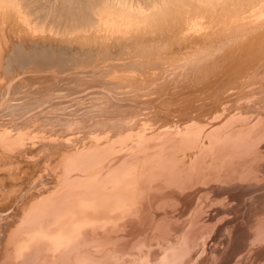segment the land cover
Masks as SVG:
<instances>
[{"label":"bare ground","instance_id":"6f19581e","mask_svg":"<svg viewBox=\"0 0 264 264\" xmlns=\"http://www.w3.org/2000/svg\"><path fill=\"white\" fill-rule=\"evenodd\" d=\"M214 20L247 26L250 25L248 23H252L254 26L252 28L245 26L247 29L240 31L241 35L238 37L235 35L237 38L223 43L224 56L217 58L214 63L206 64L202 71L219 67L232 56L239 58L240 64L245 62L250 64L248 66L256 64L258 57L264 53V0H0V75L12 76L17 72L18 79L15 80V76H12L6 88L17 89L25 83L29 85L35 79L41 78L39 91H51L54 88L56 90L60 87L57 85L62 82L61 78L64 80L67 78V75L60 76L57 73L67 74L66 69H54V65L45 61L47 58L41 56H34L35 59L28 58L31 67H26L28 70L23 71L27 76H19L21 69L19 59L26 43L57 41L65 45H98L101 50H113L132 40L131 46L133 45L134 49L138 48L139 51V48L144 47L146 51L142 49L144 52L141 50L138 53H142L141 56L135 54L145 57V53L149 51L157 50V53L159 49H163L159 47L169 50L174 43L188 41L187 39L193 35L203 32L204 23H212ZM178 22L184 23L181 24L183 27L179 23L180 28L185 29L184 33L180 29L181 33L179 32L177 36L173 34L176 36L175 40L173 37V40L171 37L167 41L163 40V34L173 30L175 32V24ZM219 23L214 25L217 26ZM234 26H230V30ZM76 32L81 33L83 37L79 35L80 37L75 38L73 33ZM209 32L210 38L213 34ZM220 32L224 33V30ZM158 40L160 43L156 48L155 43ZM131 46L129 48H132ZM100 56L103 58V55ZM171 59L173 58L165 54L157 59L135 60L127 66L115 65L112 71L107 70L103 74L110 84L131 81L134 85L145 86L152 83L153 76L145 78L144 75L151 73L156 61L167 64ZM24 63L26 65L28 62ZM172 64L170 63L171 67ZM47 70L50 72L46 73ZM42 72L46 74H41ZM247 78L243 77L246 80ZM1 80L0 85L4 83ZM103 81L100 83L103 84ZM262 81L264 83V80ZM120 83L117 90L121 87ZM33 84L35 87V83ZM247 84L246 86L249 85ZM116 86L113 85L114 90ZM238 86L242 90L241 85ZM259 87L263 90L262 86ZM27 88L29 89V86ZM111 88H107L108 92H113ZM106 93L104 97L109 96ZM7 94L10 95L8 92ZM24 95L22 94L23 97ZM4 97L7 98L5 92ZM190 97L185 96L187 99ZM203 97L202 99L208 100L204 94ZM261 100L263 99H258ZM188 101L190 104V100ZM261 103L263 104L262 101ZM17 105L14 103V107ZM27 105L28 103L25 106ZM186 105L187 101L186 104L179 106ZM166 106L164 109H167ZM194 106L193 110L197 108ZM204 106L201 107L204 109ZM201 107H198V113L201 112L199 111ZM149 108L153 109L150 106L144 108L141 113L146 111V114L142 115L139 112V116L135 114L138 116L136 118L131 117V114L130 116L120 114L118 116L120 118H112L109 123L95 120L91 126L78 124L91 128L81 134H73L77 131L73 130L71 135L69 131V135L66 136L65 132L66 134H63L65 137L59 140H56L57 136L55 140L52 138L54 143L49 139L51 145L46 144L50 134H47V139L44 140L43 137L46 138V135L42 137L41 134L37 135L38 132L33 133L46 128L44 122L37 126H33L31 122L32 126L29 127H23L16 122L0 125V264H17V261L22 262L21 264H258L256 259L262 257L259 251L264 247V200H262L264 196L261 200L259 196L254 200L250 194L253 200H247H250L248 207L251 215L248 214L244 221L233 219L230 215L219 214L216 222L215 217L213 218L216 210L213 208L214 204L217 206V201H224L227 206L240 202L233 196L226 198L221 193H219L221 197L216 196L219 187L228 192L229 187L240 188L244 185L251 187L253 184L256 186L257 182L260 184L259 177L264 176V165L263 161L261 163L259 160L264 149L259 146L264 141H260L264 138L260 139V136L264 135V133L261 135L264 124L254 126L253 121L254 130L249 125L251 132L246 129L247 126L243 130L249 132L248 134L240 133L241 135L231 140L228 139L229 136H225L228 132L222 135L224 128L221 134L211 131L212 129H209L208 133L207 130H203L205 131L203 133V123L198 124L197 120L195 122L198 125L195 122L184 125L183 121L178 123L172 119L174 114L171 112L168 115L171 117L172 114V118L162 117L154 114V111H148ZM110 109V105L109 108L106 107L105 115ZM213 109L212 107L210 110ZM19 110L18 113L21 111ZM161 110L162 113L164 110ZM167 110L164 112H168ZM11 111L13 117V109ZM25 111L23 110V113ZM2 113L7 115V111ZM186 114L189 115L191 112L187 111ZM186 114L179 115V118L182 116L188 118ZM175 116L178 117L176 113ZM262 118L260 120L263 122ZM226 120L225 123L222 120L225 125ZM257 120L258 117L255 121ZM65 122L70 129L62 127L68 130H72L77 123L74 124L72 120ZM234 123L236 125V120ZM199 125L202 129H198ZM219 126L218 124L215 127ZM61 133L59 132L60 135ZM246 140H249L247 144ZM255 140L260 143L259 146H256ZM197 144H201L203 149L197 148ZM41 158L42 161L38 163ZM36 166L38 177L33 178L31 170ZM255 173H259L258 177ZM9 209L12 211L8 213ZM223 228L224 235L221 233L220 239H217L218 232ZM207 234L208 237L209 234L217 235L215 238L213 236L207 238L205 236Z\"/></svg>","mask_w":264,"mask_h":264},{"label":"rangeland","instance_id":"374dc122","mask_svg":"<svg viewBox=\"0 0 264 264\" xmlns=\"http://www.w3.org/2000/svg\"><path fill=\"white\" fill-rule=\"evenodd\" d=\"M217 22L219 23L220 21H217L216 20V22H215V20H214V21H212V23L207 22V23L211 24L212 26L209 25V24H207V23H204V25H202L203 26V30H202L203 32L199 33L201 35H199L197 33V35L200 36V37H198L197 35H195L197 37V38H195V36L193 35L191 38L187 39L188 41L183 40L185 43H183V41L182 42H179L177 44L174 43L172 47L171 46L169 47V50H167V48H165V47H159V48H163V49L162 50L159 49V52H157V53H156L157 50H155V52H150L149 51V52L145 53V57L144 56L143 57H139L138 56V55H140V56L142 55V53L141 54H138V53H140V51L142 49L145 51V48L144 47L143 48H139V51H138V48L137 49H134L133 48V45L131 46L132 40H129L128 42H126L125 45L118 46L117 48H115L113 50H107V49L106 50H101L98 45H84V46H80V45H77V44L65 45V44H61L60 42H57V41H53V42H38V43H26L25 49H23L24 51H22V53L24 55L21 53L22 55H21V57L19 59L20 60V68H21L19 70L20 71L19 72V76L21 75L20 77H23L22 75H25V73L23 74V71L28 70V68H26V67H29V68L31 67V62H30L29 59H35L34 56H39V57L41 56L42 58H45V59L47 58L45 61H48L50 64L54 65V69H66V73L67 74H64V75L62 73H57V74L58 75L60 74V76L61 75L62 76H66L67 75V78L65 80L63 78H61L62 82L58 83L59 85H57V86H60L62 90L60 89V87H58L56 90H55V88L53 89L54 92L56 91L55 92L56 94L54 96V92H52L53 90H51V91L49 90L50 91V94L52 92V95L49 94V91H44V92L43 91H39V88L38 87H39V82L42 81L41 78H37L34 81H32L30 83L32 87L30 86V84L28 85L27 83H25L24 85H28L29 86V89L27 88L28 86H24V85L21 86V87H19V88H17V89H14L13 87H11V88H6V87H7V84L10 83V81L12 80L11 79L12 76L13 77L15 76L14 79L15 78L18 79L17 72H14L15 74L13 73L12 76L11 75H7V74H6L7 75L6 76V75H3L2 74V77H1V75H0V77H1L0 80L2 79L1 81H4V83L2 85H0V92L3 93V94L1 93L3 99H2V97H0V101L3 102V103L0 102V109L2 110V111L0 110V118H1L0 125H8V124H10V122H16L19 125H22L23 127H26V126L29 127V126H32L31 125V122H33L32 123L33 126H35V125L37 126V125L43 124V122H44V124H46V128L39 129V130H37V131H35L33 133L34 134H37V132H38L37 135L41 134L42 137L46 135V138L43 137L44 140L47 139V136H48L47 134H50L48 136V139L46 140V144H49L50 143V142H48L49 139H50L49 141H51L52 138L55 140L58 137L56 140H59V138L65 137L64 135L66 133H67L66 136L69 135V131H70V135L72 134L73 130L74 131L77 130L73 134L86 133L88 131V129L91 128V127L85 128L84 126H81L82 123L87 124V125L89 124V126H91L92 124H94L95 123V120L96 121L97 120H104L105 123L106 122L109 123V120L110 119L116 118V117L120 116V114H127L128 116H130V114H131V117L133 116V118H136V117L139 116V114L141 112L144 111L143 110L144 108L146 109V108H148L150 106L153 109H150L149 108L148 111H150V112H153L154 111L153 112L154 114H158L159 116L169 117V118H172L173 117L172 114H174V118H172V119L177 120L176 122H178V123H181V121H183V124L184 125L190 124V122H191V124L192 123L195 124L196 122H198V124H202L203 123V129H202L201 125H199V127H198V129L199 128L202 129V132L203 133H205V131H203V130H207L206 132L208 133L209 132L208 130L209 129L210 130L212 129L211 131H216V132H218V133L221 134V132L224 130L222 132V135H225L224 133L228 132L225 136H227V137L229 136L228 139H231V140H233L235 138V136H238L240 133L241 134H243V133L244 134L245 133L248 134L249 132L252 131L251 128H253L255 125L262 124V123L264 124V118H262V117H264V112H263L264 111V109H263L264 108V96H263L264 95V93H263V90H264V86L263 85H264V83L262 81V80H264V77H263L264 76V70H263V67H264V59H260V57L261 58L262 57L264 58V56H263L264 53H263L262 56L258 57V59H257L258 61L256 60V62H255L256 64L252 63L251 66H248V65H250L248 62H245V63L240 64L239 58H235V56H232L231 58H228L225 61L224 64L220 65L221 67L220 66L217 67L218 70H217V68H215V69L203 70L204 71L203 72L202 71V68L204 69V67L206 66V64H208L209 62H213L214 63L217 60V58H219L221 56H224L225 52H223V49H222L223 43L229 41L230 39L232 40V39L237 38L239 35H241L240 34V31H243L246 28L245 26H247V25H243V24L240 25L241 23H237V24L234 23L233 24L232 22H229V23L228 22L227 23L226 22H220V23H225V25L224 24H220V23H219L220 25L219 24H217V26H216V24L214 25V23H217ZM179 23H180V25L181 24H184L183 22L182 23L181 22L176 23L175 24V28H174L175 29V32L173 30L172 32H170L168 34L165 33L166 35L163 34V36H164V37H162L163 40H166L167 41V40L170 39V37H171V40H173L174 37L177 36V34L180 32V29L183 27V25H181L182 27L180 28ZM230 23H232V24L230 25ZM226 24H227V26H226ZM248 24L251 25L252 23H248ZM222 25L225 26V27H223ZM233 25H235L234 28H232L230 30V26L233 27ZM237 25H240V26H237ZM250 25H248L247 28H250V27L252 28L254 26V24H252V26H250ZM208 26L211 29H209ZM205 28H207V29H205ZM222 28H224V29H222ZM226 28H228V29L226 30ZM237 28L239 30H236ZM218 29H219V31H217ZM220 29L221 30H224V33H221L220 32L221 31ZM209 30H210L211 33L209 32ZM183 31H185V29L182 30V33H184ZM207 31L209 32V34H213V35H211L213 37L210 36L211 39L209 38V35H208V32ZM216 33H219V34L217 35ZM170 34H172V35H170ZM173 34L176 35V36H173ZM79 35L82 36L81 33H78V32L73 33V36H75V38H78L77 36H79ZM233 35H234V37H233ZM172 37H173V39H172ZM194 38L197 39L195 41V44H194V40H195ZM159 43H160V40H158V42L155 43V44H157V46L155 45L156 48L158 47ZM203 44H205V45H203ZM217 44H218V46H217ZM196 45L197 46L200 45V46L197 47ZM129 46H131L132 48H129ZM172 48H174V49H172ZM220 48H221V50H220ZM211 52H212V54H211ZM135 53L138 54V55H136ZM100 54L103 55V58H101ZM154 54H155V56H154ZM165 54H168L170 57L173 58L170 61L171 64L173 62L172 67L170 66V63H167L166 64V63H163V61L160 62V61L154 60V62L156 61V64H154V65L157 68H155V66H154V68L151 71V73H148V74L146 73L144 75L145 78L146 77L148 78L149 76H153V81L149 85L148 84H146L145 86L144 85L143 86L134 85V83L131 82V81H125L123 83L122 82L120 83V82H115L114 81L115 83L112 82V84H110L111 82H108L106 80V77L103 74V72H106L107 70H109V71L111 70L112 71V69L114 68L115 65L127 66L129 63H131V62H133V61H135L137 59H140V58L141 59L140 60H137V61H142V60H145L147 58L148 59H157L161 55H165ZM157 55H158V57H157ZM24 56H26V57H24ZM208 59H210V60H208ZM23 61L24 62L27 61L28 63H26V65H25V63ZM32 62L34 63V61H32ZM157 63H159V65ZM160 63L163 64V65H161ZM239 65H241V66H239ZM219 70H220V72H219ZM236 70H238V72H236ZM255 70H256V73L257 74L255 73ZM48 71L49 70H47L45 72L47 73ZM45 72H42L41 74H46ZM27 73L28 72H26V74ZM86 73H88V74H86ZM245 73H247L248 75L245 74ZM25 76H27V75H25ZM248 76H250V78ZM97 77H98V79H97ZM243 77L244 78H247L248 77V78L246 80V79H243ZM6 79H9V80L6 81ZM97 80H99V82ZM103 80H105V81H103ZM258 80L261 81V82H259ZM43 81H44V79H43ZM102 81H103V84L100 83ZM242 81H244L245 83H243ZM247 82H248L249 85L247 84ZM253 82H254L255 86H254ZM33 83H35V87L36 88L33 87L34 86ZM36 83H38V85ZM61 83H63V84H61ZM119 83H120L121 87H119L118 88L119 90H117V87L119 86L118 85ZM257 83H258V85H256ZM89 84H91V85H89ZM94 84H96V86ZM123 84H124V86L125 85H127V86L123 87L122 86ZM246 84L249 87L246 86ZM102 85H103V87H102ZM113 85H114V87L116 86V89L115 90L113 89ZM238 85H241L242 90L243 89H246V90H243L242 91L240 89V86H238ZM250 85L253 86V87H251ZM243 86H244V88H243ZM259 86H262L263 87V90ZM109 87L110 88L112 87L111 89H113V92H110V91H109L110 93L108 92L107 88H109ZM141 87H143V88H141ZM245 87H247L248 90ZM30 88H34V89H30ZM103 88L106 89V90H103ZM131 88H133V89H131ZM237 88H239L241 92H239V89H237ZM256 88H257V91H256ZM7 89H10V91L7 90ZM22 89H23V91H20ZM211 89H212V91H211ZM236 89H237V92H236ZM25 90H28V92L25 91ZM216 90L218 92H216ZM251 90L254 91V92L252 93ZM190 91L191 92L193 91V92L191 93ZM219 91H220V93H219ZM4 92H5V96L7 98L4 97ZM7 92L10 95H8ZM46 92H48V93H46ZM198 92H199V94H198ZM200 92H201V94H200ZM230 92H232V94H230ZM238 92H239V94L235 95V93H238ZM105 93L108 94L109 96L104 97L103 95ZM207 93H208V95H207ZM261 93H262V95H261ZM22 94L23 95L25 94L26 96L24 95V97H23ZM203 94L205 95V97L208 100L202 99ZM227 94H230V95L228 96ZM254 94H255V96H254ZM234 95L236 97H234ZM185 96H188V97L191 96V97L187 99V98H185ZM182 97H183V99H181ZM194 97H195V99H194ZM212 97H213V99H212ZM256 97H257V99H256ZM252 98H254V99H252ZM198 99H199V101H200V99H202L204 101V104H203V101L201 100L200 101L201 104L199 105L198 104L199 103ZM238 99H239V101H238ZM249 99H251L255 103L252 102V101H250ZM258 99H263V100H261L263 102V104L261 103V101H258ZM112 100H113V102H111ZM183 100H186L187 101V105L186 106H179L180 104L183 105V103L186 104V101L184 102ZM188 100H190V104H189V101ZM227 100H231V102L230 101H227ZM247 100H249V101H247ZM243 101H244V103H243ZM256 101H257V104H256ZM21 102H22V104L24 103L25 105H26V103H28L27 107L24 104L22 105ZM174 102H176V104ZM219 102H220V104H219ZM236 102H238V103H236ZM14 103H15V105H17L16 103H18L17 107L16 106L14 107ZM93 103H95V104H93ZM99 103H100V105H99ZM155 103H156V105H155ZM224 103L226 105H228V106L224 105ZM11 104H13V105H11ZM105 104L108 106V108H109V105H110V108H111L109 111H107V115H105L106 112L104 111V110H106V107H107ZM160 104L163 105V107H161ZM216 104H217V106H215ZM115 105H118V107L115 106ZM152 105H153V107H152ZM166 105H168V106H166ZM169 105H171L173 108L171 106H169ZM194 105H196V107H197V105H199L198 107H201V106H204V105L205 106H204V109H203V107L199 108V111H201V112L198 113V107L196 108L197 110L196 109H194V110L192 109V108L195 107ZM12 106H13V108H12L13 109V113H12L13 114L12 115L13 117H11V114H10L12 112L11 111L12 110L11 109ZM97 106H98V108H97ZM165 106H166L167 109H169V108L170 109L169 110L164 109ZM188 106H189V108H188ZM248 106H250V107L248 108ZM256 106H258V107H256ZM259 106H260V108H259ZM114 107H117L119 109V111H117V108H114ZM156 107H157V109H156ZM181 107H182V109H181ZM183 107H185L186 109L185 108L183 109ZM212 107L215 110L214 109L213 110H210V109H212ZM15 108H17V109H15ZM19 108H20L21 111L19 110ZM91 108H92V110H91ZM160 108H162V110ZM175 108L177 110H179V111L175 110ZM238 108H240V109H238ZM22 109L24 111L26 110L25 113H23V110ZM28 109H29V111H28ZM102 109H103V112H102ZM112 109H114V110H112ZM137 109H138V111H137ZM18 110L20 111V113H18ZM160 110L161 111H163V110L166 111L167 110L168 112L165 113L163 111L161 113ZM6 111H7V115H5V113H2V112H6ZM187 111H188V113L191 112V114H189V115L186 114ZM217 111H218V113L221 116L217 113ZM150 112H148V113H150ZM170 112L172 113L171 114V117H170V115H168V113L170 114ZM205 112H206V114H205ZM226 112H228V113H226ZM235 112H237V114ZM100 113H102V115ZM114 113H115V115H113ZM163 113H165L167 115H165ZM175 113L178 115V117L175 116ZM184 113L186 115H188V118L187 117L182 118L184 116L183 115ZM1 114L3 115V117H2ZM8 114L10 115V117H9ZM14 114H16V115H14ZM20 114H22V115H20ZM23 114H25V115L23 116ZM28 114L29 115L31 114L30 115L31 117ZM135 114L136 115L138 114V116H136ZM141 114L142 115L146 114V111L144 113H141ZM181 114L183 115L182 117L180 116L182 118V120H181V118H179V115H181ZM230 114H231V117H230ZM4 115H5V119H4ZM97 115H98V118L99 119L97 118ZM191 115H192L193 118L191 117ZM205 115L206 116L208 115V116L205 117ZM201 116H202V118L205 117V119L204 118L202 119ZM219 116H220V118H219ZM240 116L241 117H245V118L244 119L243 118L241 119ZM251 116H252V118H251ZM8 117H9V119H8ZM20 117H21V119H20ZM24 117H26L27 119H25ZM28 117H30V118H28ZM85 117H87V118H85ZM257 117H258V120L259 121L258 120L255 121L257 119ZM118 118H120V117H118ZM229 118H231V120ZM261 118L263 119V122H262V120H260ZM90 119H91V121L93 123L90 121ZM179 119H180V121H179ZM233 119L236 120V125L234 123L235 120L233 122ZM69 120H72L74 122V124L77 122L75 124L77 127L75 126L72 130H68L70 128H68L66 126L67 123L65 121L68 122ZM199 120H200V122H199ZM225 120H226V125L228 123L227 126L225 124H223V123H225ZM239 120H241V121L243 120V122H242L243 124ZM245 120H248V121L245 122ZM29 121H30V123H29ZM34 121L36 122V124H35ZM230 121H231V124H230ZM253 121H254V126H252L253 125ZM60 122L63 123V124H60ZM110 122H112V121H110ZM210 122H212V123H210ZM23 123H24L25 126L23 125ZM64 123H65V125H64ZM207 123H210V124H207ZM246 123H247V125H246ZM48 124H50V125H48ZM78 124H81V125L78 126ZM205 124H207V125L205 126ZM218 124L220 126L219 127H215ZM221 124H223V125H221ZM208 125H210V126H208ZM249 125H250L251 128L249 127ZM62 126L63 127L65 126L68 129L63 128ZM221 126H225L226 128L225 127H221ZM204 127L206 129H204ZM245 127H247L246 129L249 132L243 130V129H245ZM254 129L255 128H253V130ZM237 130H239V131H237ZM53 132H55V134ZM59 132L60 133L62 132L61 135L59 134ZM236 132H239V133L236 134ZM218 133H215V134H218ZM263 133H264V131L261 133V135H263ZM215 134H212V135L215 136ZM53 136H55V138ZM260 137L259 138L262 139L264 137V135L263 136H260ZM53 139L51 141L52 143H54ZM263 140H264V138L262 140H260V141H263ZM247 141L249 142V140H246V144L248 143ZM257 141H259V139ZM255 142H256V140H255ZM255 142H253V143H255ZM261 143H263V144H260L259 143L260 144V146H259V144L256 142V146L258 145L259 147H261V148L264 149V141L261 142ZM51 144H49V145H51ZM197 145H198L197 148L203 149L201 144H197ZM253 146H255V145H253ZM40 161H42V158H41V160H38V163ZM262 161L264 163V152H263V155L260 157L259 162L262 163ZM263 163H262V165H264ZM263 171H264V168H263ZM31 172H32L31 174H32V177L33 178L38 177V174H37L38 173V168H37V166L34 167L31 170ZM258 175H259V173L256 174L257 177H258ZM262 177H264V176L259 177V179H261V180H259L260 184H257L258 182L256 183V186L258 185L257 187L255 186V184H253L255 187L253 185H251V187H254V189L251 188V187H249V185H244V186H241L240 188L238 186L237 187H233V188H236L235 189L236 191L233 188H230L229 187L230 189H233L231 191L228 188V190L230 191V193H229V191L227 192L226 189H223L222 187H219V189L217 190V193H216L217 195L216 196L221 197V194L223 196L225 195L226 198H228V197L230 198V196L231 197L233 196V197L239 199L240 202L233 203L230 206L229 205L227 206L226 205L227 203H225L224 201H217L218 202L217 203V206H216V204H214L215 205L214 206L215 208H213L214 210H216V215L213 216V218L214 217L216 218L219 214H221V215L223 214L225 216L230 215L233 219H237V220L239 219V220H243L244 221L245 218L248 216V214H250V209L248 207V202H250V200H253L252 199L253 197H254V200H255V198L257 199L258 196H259V199L261 200L263 198V196H264L263 195L264 194V188H263L264 187V183H261V181L264 182V178H262ZM8 180H10V179H8ZM219 184H221V183H219ZM259 187L261 188V190H260ZM246 189H247V191H246ZM256 189L257 190L259 189L260 192H259V190L258 191H255ZM251 191H252V193H251ZM243 192L246 193V195H244ZM253 192H256V193H253ZM219 193H221V194L219 195ZM236 193H237L238 196L240 195L239 198H238L237 195H235ZM258 193H259V195H258ZM250 194H252L251 195L252 198H251ZM218 199H220V198H218ZM247 199H250V200H247ZM262 200H264V199H262ZM222 203L224 205H226V206H223ZM219 205L221 207H219ZM219 209L222 210V211H224V212L220 211ZM10 211H12V210L9 209L8 213ZM3 213L4 214H8L7 212H3ZM239 214H241V215H239ZM0 218H1V216H0ZM215 218H214V221L217 220V218L216 219ZM212 220H211V222H209L210 224L212 223ZM215 224H217V223H215ZM224 232H225V229L223 228V229H221L218 232L219 233L218 235L217 234H214V236H213V234H209V237L211 238L213 236L215 238V235H217L218 237L217 236L216 237L218 239L220 237L221 233H223V235H224ZM205 236L207 238H209L208 237V234L205 235ZM263 249H264V247H262L260 249V251H259V252H261V253H259V255L262 254V257L261 258H264V256H263L264 255V253H263L264 250ZM261 258L256 259L258 264L264 263V259H261ZM21 263L22 262L17 261V264H21Z\"/></svg>","mask_w":264,"mask_h":264}]
</instances>
